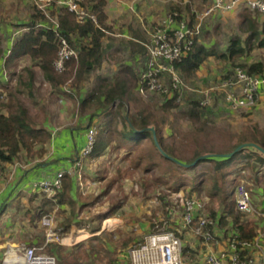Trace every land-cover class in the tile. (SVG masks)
<instances>
[{
	"label": "trees",
	"instance_id": "obj_1",
	"mask_svg": "<svg viewBox=\"0 0 264 264\" xmlns=\"http://www.w3.org/2000/svg\"><path fill=\"white\" fill-rule=\"evenodd\" d=\"M82 3L86 8L97 14V23L92 20L80 23L76 14L68 11L65 7L53 11L55 15L59 11L57 19L63 34L71 44L79 49V58L69 60L65 72L58 73L54 68V61L59 52L58 39L52 29L39 26V23H47L48 20L37 9L32 13L30 20L23 23L27 30L12 45L8 60L28 55L37 61L45 78L53 86L69 85L73 92L80 94L82 89L87 86V80L92 73L102 70L108 57L106 37L108 31H110V27L107 25V0H83ZM246 9L242 13V17L248 26L247 30H251L246 46L243 45L241 37H233L226 51L223 52L216 49V47H206L200 43L198 41L200 34L195 36L190 53L182 61L177 62V68L184 78L195 75L210 57L226 59L232 64L238 63L239 58L245 56V53L254 47L251 44L254 38H257L258 47L264 46V38L259 36V24L253 18V11H250L249 8ZM178 12L177 18L181 19V11L178 10ZM188 23L193 25L195 22L192 18ZM262 30L264 31V25ZM144 43L131 42V45L134 52H137L140 56L142 55L145 59L147 47ZM2 45L3 39L0 37V56L3 53ZM239 63L241 64L236 66L243 67L251 74L264 75V61L262 60L252 63L241 61ZM140 74V68L130 63H121L114 75L97 74L92 89L81 99L82 110L87 107H94L92 118L94 116L101 117L99 123L94 124L92 121L90 125V127L97 129V141L91 155L100 157L106 151L110 146V134L112 132L116 136L115 147L117 149L126 148L131 153L147 147L150 140L153 148L148 147L149 149L140 156L138 163H142L144 160L147 165L146 170L161 169L165 165L164 172L168 171L171 175L169 179H155L156 182L167 183L175 192H180L191 185L190 193L195 194L205 182L201 177L210 171L213 173L211 178L214 180V184L208 188L209 195L210 197L220 196L222 199V214H219L217 210H213V216L220 217V225L223 227L228 225L231 220L232 223L240 226L243 237L252 238L255 235L254 227L251 226L250 222L244 221L243 214L236 209L234 198L236 185L230 191H225L222 180H226L228 170L240 162V159L247 162L246 164L252 161L264 166V152L253 146L244 147L230 155L237 147L246 142H254L264 148V134H260V130L253 126L241 132L218 126L212 122L215 112L213 107L202 105V99L194 97H189V107L186 111L180 110V114L195 125L191 129H182L179 126L178 118L171 119L167 115H165L166 117L157 118L150 111V106L146 105L136 93L138 92ZM7 95V100L0 105V165L3 171L4 165L12 163L20 157L21 153H25L28 159L43 158L47 153L46 145L52 138L49 129L35 127L32 124L24 104L19 99L14 100L15 94L13 91H9ZM178 95V92H175L173 97L163 104L164 114L173 108L179 107ZM131 103L135 108L134 115L131 112ZM103 114L104 119H102ZM118 119L123 121V130L116 128ZM148 127L155 128L157 141L170 157L165 156L160 151L154 132L149 130ZM207 154L216 155L206 157ZM196 160L197 162L193 164ZM252 166L255 172L252 182L259 185L258 168L256 165L252 164ZM241 169L243 168H239V171ZM189 172H193L192 175H188ZM242 181L247 184L245 180ZM233 182L235 181L233 180ZM72 187V177L65 174L62 189L55 197H48L43 191H40L39 203L33 208L34 214L30 220L31 227L38 226V222L41 221L42 217L51 213L56 207L59 206V209H61L64 204L74 205L76 201L70 196ZM249 189L252 188L249 187ZM251 192L253 191L251 190ZM121 208L122 205H115L108 213L101 215L100 220L103 221L112 217ZM64 222V232H66L70 229V220ZM100 230L101 226L97 225L93 227L92 232L95 233ZM177 234L181 236L182 232L177 231ZM51 246L53 248L50 252L58 254L59 257L54 255L62 264H83L79 257L80 244L76 245L77 250L68 251L67 255L61 252L62 247L59 244L51 243ZM89 249L87 248L86 251H90L92 254L96 251L93 245ZM188 249L190 247L186 245L185 251Z\"/></svg>",
	"mask_w": 264,
	"mask_h": 264
},
{
	"label": "rangeland",
	"instance_id": "obj_2",
	"mask_svg": "<svg viewBox=\"0 0 264 264\" xmlns=\"http://www.w3.org/2000/svg\"><path fill=\"white\" fill-rule=\"evenodd\" d=\"M128 1L134 3L136 0ZM222 1L226 4L230 0ZM168 2L169 0H163L164 6ZM181 2L183 3V1L179 0L178 3ZM191 3L188 2V5L195 10H192L196 14L194 15L196 16L194 17V22H202L201 33L199 35L201 41L205 42L207 46L216 47V49H226L232 36L236 37L237 35L235 34L241 31L238 29L235 13L225 12L226 9L223 7H217L207 14L208 10L216 4L212 0H201L198 3L192 1ZM183 4L185 6V3ZM168 5L171 6L169 3ZM173 7L168 9L167 14L158 15L157 21L149 33L150 38L156 26H164V21L170 15H175L176 13L179 15L177 11L172 12ZM35 9L37 7L33 0H26L21 5H13L12 0H0V29H7L4 27V24H11L12 21L28 22L32 13L35 12ZM240 10H243L244 13L247 9L242 7L235 11ZM168 13H170L169 16ZM216 25L217 27L215 28ZM19 26L21 24H16L13 30H19ZM114 39L110 43L118 49V52L112 53L110 52L111 49L108 50L109 54L105 61L107 66L103 71L105 75H109V72L112 73L113 69L117 68L120 63H126L131 56L129 47L123 39L118 37ZM262 58H264V50L261 52L260 49L256 48L248 52L236 64H232L226 59L218 57L208 58L198 70L197 74L190 77L186 76L185 78V84L196 89L197 92L189 89L186 90L183 94V100L179 103V107L173 108L165 114L163 113L162 107L166 103V100L161 94L149 93L142 95L139 92L136 93H138V96L141 97V100L146 105L150 106V111L155 117L160 118L167 115L171 119L178 118L179 126L182 129H191L194 125L184 115L180 114V110L186 111L188 109L189 97H194L198 99H209L208 105L213 107L215 111L212 122L218 126L235 132H241L253 126L260 130V134H264V96L261 95L259 97L257 105L253 109L235 112L227 104V92L223 87V82L234 76L236 65L241 64L239 62L245 60L251 62L261 60ZM129 61L132 62L131 59ZM7 74L10 79L15 77L9 73ZM96 74V72H93L87 80V82L92 83L91 89L95 82ZM42 88V86L40 88L38 87V91L36 88V97L37 93L44 94ZM0 93L2 94L0 96L1 105V103L7 100L8 91H5L3 88V90H0ZM14 94L17 95L19 100L23 103L25 102L31 108V111L35 115L34 120L43 117L41 110L39 111L35 107L37 99L30 96L27 90L14 92ZM130 108L134 115L135 108L132 103ZM89 110L94 111L95 109L94 107H90ZM102 119H104V114ZM116 128L124 129L122 119H118ZM110 136V146L100 157H95L91 154L81 157V166L78 168L79 173L76 184L78 200L75 204L72 206L68 205L65 209L55 208L51 212L54 217L52 231L56 235L47 244L46 249L49 253H51V248H53L52 246L50 247L51 243L59 244L62 247V249L60 248L61 252L65 255L68 254V251L77 250L76 245L80 244L79 257L83 264H132L129 258V250L142 241L146 234L161 229L170 230L180 228L181 215L179 200L181 197L186 198L193 195L204 201L207 210L211 211V213L213 210H217L219 214H222L221 197H210L208 192V188L214 184V180L211 178L213 173L208 171L205 176L201 177L205 182L202 188L196 191L195 194L190 193L191 185H188L186 189H182L180 192H175L167 183L156 182L160 178L169 179L171 177L168 171L164 172L165 165L161 169L153 168L152 170H146L145 167L147 165L144 160L142 163H138L140 156L149 149L148 147L153 148L150 140L148 141L147 147L140 148V150L138 149V151L131 153L126 148L117 149L115 147L116 136L114 132ZM239 161L230 167V170L227 169V178L226 180H222L225 191H230L233 186L242 182V180H245L248 186L256 191V184L252 182L255 175L252 164L257 166L258 176L262 178L261 186L264 185L263 166L252 161L249 164H246L247 162L242 159ZM239 168L243 169L239 171ZM192 173L189 172L188 175H192ZM233 180L235 182L232 183ZM253 197L255 199L254 193ZM115 205H122V208L109 219L107 218L101 221L100 216L108 213ZM170 209L172 210L171 214L169 213ZM65 220H70V229L66 232H64ZM108 220L111 221L108 222ZM27 224L31 226L30 220L27 223V220L14 218L8 222V225L0 227V238L3 237L2 244H0V264H11L9 262L10 257L8 258V252L13 246L9 242L17 240V242H20L19 245H16L17 247L34 244L33 239L40 245L47 243L49 228L44 227L41 221H39L38 226L33 227L35 234L28 235L27 233L30 232L25 231V229L20 232V229ZM97 225H100L102 230L93 233L92 229ZM188 230L182 231L181 234L184 245L190 248L198 245L199 248L198 251L191 250L193 253H188L187 255L189 257L191 255L190 258L193 262L188 259L187 261L190 264H196L198 261L199 264V261L202 260L203 255L206 253V247H201V243L204 244L203 241L200 243L199 239ZM82 234L83 236L79 237ZM27 235L28 239H26ZM67 238H70V240H66ZM91 245L96 250L93 254L90 251H86L87 248L90 250ZM199 249L203 252L202 255H200ZM53 254L59 257L58 254Z\"/></svg>",
	"mask_w": 264,
	"mask_h": 264
},
{
	"label": "built area",
	"instance_id": "obj_3",
	"mask_svg": "<svg viewBox=\"0 0 264 264\" xmlns=\"http://www.w3.org/2000/svg\"><path fill=\"white\" fill-rule=\"evenodd\" d=\"M37 9L47 18V23H39L40 27L52 29L59 43L58 57L54 61V68L58 73L67 69V62L79 58V49L75 47L63 34L57 14L53 11L65 7L77 16L80 23L87 20L98 22L97 14L83 5V0H33ZM243 3L253 12L264 13V0H231L224 4L219 0L208 12L217 7L231 10ZM178 14L170 15L164 21V26H156L152 36L144 43L147 55L144 59L138 92L142 95L149 93L161 94L167 101L178 92L177 101L183 100L186 90H194L185 84V78L177 68V62L182 61L191 51L195 36L201 33L202 22L189 25L187 21L177 18ZM224 86L232 87L226 93L229 107L238 111L251 109L264 93V75L251 74L241 66L234 70V76L225 80ZM209 99H202L201 104L207 105ZM97 129L90 127L87 131V143L76 160L75 167L81 166V157L90 155L97 141ZM66 171H59L53 178L39 182V188L48 197H55L62 189L63 177ZM3 169L0 165V180ZM180 228L161 229L145 235L144 239L129 250L132 264H189L186 256L184 242L177 234L184 229H189L196 238L206 245L220 246L221 251L206 250L203 255V264H264V207H257L253 201L252 192L247 184L242 181L236 185V209L243 214L244 221L250 222L254 227L255 235L252 238L242 236L239 225L230 223L229 226L220 225V218L214 217L207 210L206 204L201 199L181 197L180 200ZM170 214L172 210L170 209ZM54 217L52 213L45 214L41 224L49 228L47 243L42 245H23L11 249L8 253L11 264H62L58 258L46 249L48 242L56 235L52 231ZM177 230V231H176Z\"/></svg>",
	"mask_w": 264,
	"mask_h": 264
},
{
	"label": "crops",
	"instance_id": "obj_4",
	"mask_svg": "<svg viewBox=\"0 0 264 264\" xmlns=\"http://www.w3.org/2000/svg\"><path fill=\"white\" fill-rule=\"evenodd\" d=\"M25 1L26 0H12V3L13 5H21ZM181 1L185 3V6L182 2L178 3L179 0H169L168 3L171 6H169L168 3L166 6H164L165 4L163 3V0H136L134 3H131L128 0H107V25L108 27H110V31H108V35L106 37V42H108V50L111 49L110 52L117 53L118 49L115 48L114 45H112L110 42L114 41L115 37L123 39V41L128 45L131 53L128 61L126 60V63H130L141 69L144 58L142 55L140 56L137 52H134L131 42H146L150 38L149 33L157 21L158 15L167 14V12L169 11L168 9L172 6H174L172 8V12H178V10L181 11L180 14L182 20L187 22L191 21L192 18L194 20V17H196L194 16L196 15L194 12L195 10L194 8L189 7L188 2L192 4V1H196V3H198V1L201 0ZM212 1L216 3L218 0ZM242 7L247 8L243 3H240L233 9L226 10L225 12L235 13V17H237L236 21L238 29L241 30L240 33H237L235 35H237L236 37H241V39L243 40V45L246 46L247 38L251 30H247L248 26L246 24V21L243 20L242 17L243 10L235 11ZM169 14L170 13H168V16ZM252 14L253 18L259 24V36L260 38H264V31L262 30L264 25V13L252 12ZM23 23L26 22L12 21L11 24H4V27L7 29H0V37L3 39V53L0 56V90H3L4 88L5 91H13V93L27 90L30 96L36 98L37 100L35 102V107L36 109H39V111L41 110V112L43 113V117L36 120H34L35 115L31 111V108L27 104H25V102L23 103L21 100L20 102L23 103L28 110L29 118L31 119L32 124L35 127L49 129L52 133V138L46 145L47 153L43 158L28 159L26 158L25 153H21L20 157L16 158L12 163H7L4 165L5 168L3 171V177L0 180V227L3 225H8V222L13 220L14 218L27 220L28 223L29 220H31V218L33 217V208L38 205L41 197V195L39 196V193L41 191V189L39 188V182L44 179L53 178L59 171H66V174L72 177L73 187L70 192V196L73 200H78V195L76 194V184L79 169L75 167V163L87 143V131L91 125V122L93 121V123L95 124L101 121L100 116H94L92 118V114L94 111L89 110L90 107H87L84 110L81 109V99L85 97V95L89 92V89L91 90V82H87V86L82 89L80 94H77V92L72 91L69 85L61 87L53 86L45 78V75L42 69L38 66L37 61L33 60L28 55L17 59L8 60L12 45L27 30L26 27H24ZM16 24H21V26H19V30L14 31L13 29ZM216 27L217 25L215 26V28ZM204 33L205 31L203 32V36ZM256 39L257 38L252 39L253 41L251 44L254 47L251 50L256 48L260 49L261 52H263L264 46L258 47V42ZM198 41L204 44L206 47H211L207 46L205 42L201 41L200 36L198 38ZM226 49L218 50L224 52L226 51ZM251 50L247 51L245 55H247V53ZM241 58H244V56L240 57L239 59ZM130 59L132 60V62L129 61ZM261 60L264 61V58H262ZM261 60L247 62L252 63ZM106 66L107 65L104 62L102 70L96 71V73L105 75L103 71ZM119 66L117 68L113 67V72H109L108 74L114 75ZM7 73L15 77L13 79H10ZM19 77L21 78L20 80ZM40 86L43 87L42 90L44 91V94L37 93L36 97V88L38 91V87L40 88ZM223 87L225 88L226 92L232 89V87L224 85ZM194 91L197 92L196 89H194ZM261 95L264 96V93H262ZM14 100H18L16 94ZM259 182L260 184L255 186L256 191L251 189L253 191L252 196L254 193L255 199L253 197V201L257 205V207H264V185L261 186L262 178H260ZM67 206V204H64L61 206V208L65 209ZM56 208H59V206ZM109 221L111 220H108V222ZM230 223L225 227L229 226ZM23 229H25V231L27 230V232H30L27 233L28 235L35 234V231H33L34 228L29 226V224L24 225L23 228L20 229V232L23 231ZM28 235L26 239H28ZM82 236L83 234L79 237ZM2 240L3 237L0 238V244H2ZM33 240L34 244L31 245H40L39 243H37V241H35V239ZM66 240H70V238H67ZM199 242L201 243L200 240ZM9 243L13 246L12 249H16V245L20 244V242H17V240ZM203 246L206 247V250H213L215 252H218L223 250L224 242H221V245L219 247L201 243V247ZM198 248V245L195 247L193 246L192 248L186 250V252L189 251V253H193L191 250L198 251ZM199 253L200 255L203 254L200 249ZM190 257L186 256V260L188 259L189 261H191L192 259ZM202 260L199 261V264H203ZM196 264H198V261Z\"/></svg>",
	"mask_w": 264,
	"mask_h": 264
},
{
	"label": "water",
	"instance_id": "obj_5",
	"mask_svg": "<svg viewBox=\"0 0 264 264\" xmlns=\"http://www.w3.org/2000/svg\"><path fill=\"white\" fill-rule=\"evenodd\" d=\"M148 129H149V130H152V131L154 132V137H155V139H156V142H157V145H158L160 151H161L165 156L170 157V156H169V155L163 150V148L161 147L160 143L157 141V136H156L155 128H154V127H148ZM248 146L256 147V148L259 149L260 151L264 152V148H262L259 144L254 143V142H246V143L241 144L239 147H237L236 150H235L234 152H232L230 155H233L235 152L241 150V149L244 148V147H248ZM214 155H216V154H207V155H205V156L208 157V156H214ZM201 158H202V157H201ZM174 160L178 161L177 159H174ZM178 162H179V161H178ZM196 162H197V160H196L193 164H195ZM180 163H181V162H180ZM181 164H183V163H181ZM184 165L188 166L187 164H184Z\"/></svg>",
	"mask_w": 264,
	"mask_h": 264
},
{
	"label": "bare ground",
	"instance_id": "obj_6",
	"mask_svg": "<svg viewBox=\"0 0 264 264\" xmlns=\"http://www.w3.org/2000/svg\"><path fill=\"white\" fill-rule=\"evenodd\" d=\"M9 258V257H8ZM11 260V259H10Z\"/></svg>",
	"mask_w": 264,
	"mask_h": 264
}]
</instances>
